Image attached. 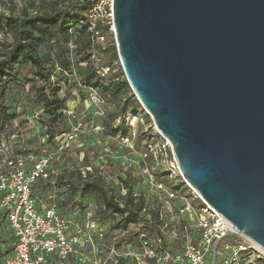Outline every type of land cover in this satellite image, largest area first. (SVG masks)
<instances>
[{
	"label": "water",
	"instance_id": "water-1",
	"mask_svg": "<svg viewBox=\"0 0 264 264\" xmlns=\"http://www.w3.org/2000/svg\"><path fill=\"white\" fill-rule=\"evenodd\" d=\"M112 12L125 80L182 178L225 238L264 252V0H113Z\"/></svg>",
	"mask_w": 264,
	"mask_h": 264
},
{
	"label": "built area",
	"instance_id": "built-area-1",
	"mask_svg": "<svg viewBox=\"0 0 264 264\" xmlns=\"http://www.w3.org/2000/svg\"><path fill=\"white\" fill-rule=\"evenodd\" d=\"M30 1L37 3V0H0V11L8 16L10 9L15 8L19 13ZM78 1L82 3L85 0ZM89 1L90 5L81 20L68 27V32L73 35L77 29L84 27L90 35L92 45L104 49L108 45L109 37L115 44L113 0ZM7 36L5 31L0 30V43ZM91 62L95 74L101 78L114 72L111 66L99 65L100 57L95 50L91 54ZM79 65L85 66L84 63ZM57 72L64 74L62 69L55 66L54 74ZM50 80L56 85L54 75ZM63 86L66 87L68 84L63 83ZM27 90L28 88H25L26 92ZM21 109L23 111V108ZM63 114L72 115L73 111L66 110ZM41 115L42 110L38 109L31 117L25 119L36 132L42 130ZM154 134L158 137L156 133ZM23 135L20 129H16L14 134L8 137L10 151L0 139V230H5L12 239L11 243L9 240L5 245L4 237L0 236V264H212L211 251L216 240L220 242L216 249L215 264H254V258L264 263V252L255 245L251 243L231 245L223 241L231 230L224 219L210 211L204 203L197 216L188 202H185L180 210L181 214L189 216L180 226L182 238L187 241L181 249L176 248L177 243L174 239L171 241L172 248L164 247L161 237L156 232H146L143 229L131 232L137 233L132 239L137 238V248L141 250L140 253H135L134 246L128 242L129 240L124 239L128 235L127 230L120 232L118 237L119 241H124L122 243L125 244V251L116 250L114 244L117 240L114 238L103 250L105 254L101 256L102 249L99 251V247L93 245L92 241V231L97 230V227L90 224L83 228L73 217L60 215L55 201L57 191L53 185L60 171L58 162L63 158V152L70 144L72 135L66 134L62 142L58 137L53 138L52 151H47L43 147L47 142V136L40 137L35 148L38 149V154L20 152L24 150ZM149 155L154 157L156 163L150 170L146 168L143 172L149 176L151 183H155L158 201L164 199L168 203L178 199V195L163 183L155 182L156 171H160L159 173L168 179L178 180L191 196L199 199L197 193L182 176L178 175L180 169L169 143L158 137V144L150 147ZM39 180L45 182L51 180L53 188L44 201L32 194V186ZM151 203L152 200H147L148 205ZM157 209L159 220L163 224L162 231L167 226V221L163 217V211L158 207ZM98 237L102 238V235L99 234ZM7 239L8 237L5 240ZM5 248H8V254H4ZM242 255L253 257L248 261L243 259L242 262Z\"/></svg>",
	"mask_w": 264,
	"mask_h": 264
},
{
	"label": "trees",
	"instance_id": "trees-1",
	"mask_svg": "<svg viewBox=\"0 0 264 264\" xmlns=\"http://www.w3.org/2000/svg\"><path fill=\"white\" fill-rule=\"evenodd\" d=\"M89 5V0L82 3L78 0H37V3L30 1L28 6L19 13L15 12V8L10 9L8 16L0 11V30L5 31L11 38V42L6 37L0 43V50L6 49L4 53L0 54V122L3 125L0 129V136L6 135L8 138L16 131V128L14 131H10L7 127L17 117L10 114L9 110L12 107L16 111L19 108L25 110L28 106L26 103H29L32 111L28 117H31L34 111L42 110L40 119L42 130L33 132L36 136L39 135L37 139L47 136V142L43 144V147L47 151L49 148L52 150L54 146L52 139L60 135L63 128L67 126V118L63 114L66 111V101L59 97V92L63 79L67 81L69 87L75 84L74 81L70 82V77L74 75V64L79 69L81 86L97 89L114 96V103L117 105L116 111L112 114L108 113L107 117L102 120V135L115 137L122 134L120 130L125 129L124 125L117 128L114 125V120L116 117L119 118V114L124 112L125 107L124 101L118 100L116 94L119 88L129 89V86L121 70L115 44L112 41L104 49L93 46L90 35L84 27L77 29L73 35L68 32V27L81 20ZM70 45L73 46L71 50ZM93 50L102 54L99 62L101 67L118 65L117 75H111V79H106L95 74L91 62ZM72 53L76 57L74 63L69 57ZM83 63L85 66L79 65ZM20 66L27 69L26 75L18 73ZM55 66L62 69L64 74L62 72L54 74ZM52 75L56 78L57 86L53 85L50 80ZM118 81L120 85L116 83ZM18 86L20 87L18 88ZM26 86H28L27 92L25 91ZM76 89L80 92L78 88ZM33 91L35 97H32ZM11 96H13V100ZM134 101L139 104L135 97ZM139 109L143 110L140 104ZM28 142L33 143L32 141ZM20 152L38 154L39 151L38 149L29 151L24 149ZM88 166H90L88 162L83 165V167ZM59 168L60 171L53 186L57 191L55 201L60 215L74 219L75 216H68V214L72 212L76 199L95 196L101 201L103 219L107 215L112 217L113 221L110 227L112 231L120 233L127 231L130 226H137L138 229L156 232L161 237L164 247H173L161 231L163 224L159 220L158 209L149 208L145 196L135 190L138 180L131 168L123 166L115 168L109 165L106 177L114 181L108 185L104 183L105 176L95 170L90 169L82 174L80 170H69L65 166ZM150 168V165L147 166V169L150 170ZM50 182L51 180L37 181L32 186L33 196L43 201L46 200L53 190ZM115 182L118 185L117 190L113 185ZM120 190L123 193L118 192ZM0 236L4 237L5 245L9 240L11 243L12 239L5 230H0ZM135 236L137 233H131L124 239L127 240ZM7 237L8 239L5 240ZM7 249H4V254L9 253Z\"/></svg>",
	"mask_w": 264,
	"mask_h": 264
},
{
	"label": "rangeland",
	"instance_id": "rangeland-1",
	"mask_svg": "<svg viewBox=\"0 0 264 264\" xmlns=\"http://www.w3.org/2000/svg\"><path fill=\"white\" fill-rule=\"evenodd\" d=\"M16 13H18V11H16ZM7 39L11 42L9 36H7ZM111 42L112 38L109 37L107 39V44L109 45ZM5 51L6 49L2 48L0 54ZM97 54L100 58L102 57V54ZM69 57L72 63H74L76 60L74 54L72 53ZM117 66V64H113L112 69L114 72L106 75L104 78L111 79V75H117L119 69ZM26 71L27 69L23 66L18 67L19 74L26 75ZM73 73L74 75L70 77L71 81H69H74L75 84H73L72 87H69V85L64 87L63 83L65 84L67 81H64L63 79L61 90L59 92V97L66 101V110L73 111V114L68 116L65 114V117L67 118V126L63 128L62 133L57 136L62 142L66 134L69 133L72 135V140H70V144L65 148L63 158L58 162V166H65L69 170L74 171L80 170L82 174L90 169L95 170L100 175L105 176L104 183L106 185L114 181L111 178L106 177L109 165L115 168L119 166L131 168L138 180L135 190L141 192L148 201L152 200L149 208L155 209L158 207L163 211V217L167 221V226L162 229V232L167 238L168 243H171L174 239L177 243V248H182L187 241L182 238V230L180 226L183 224V221H186L189 218L188 215L180 213L182 205L185 202H188L192 207L193 212L199 216V210L203 204L197 197L191 196L187 192L185 186L179 183L178 180L168 179L161 175L159 173L160 171H156L157 177L154 174L155 182L162 181L169 190L174 191L178 195V199L169 201L168 203H166L164 199L159 201L156 199L157 189L154 186L155 183H151L148 179L149 176L143 172L147 166L150 165L153 167L156 163L154 157L149 155L150 147L158 144V137L154 134H158V132L151 118L144 110L139 109V105L134 101V93L130 88H119L117 90L116 98L121 100V102L124 101L125 108L124 112L119 114V118H115L114 125L117 128H119L120 125H124L125 129L120 130L122 134L116 135L115 137L103 136L101 126L102 120L107 117L108 113L112 114L116 111L117 105L114 103V96L103 93V91H98L97 89H87L86 87L81 86L79 83V69L75 64L73 65ZM58 79H60L59 76ZM116 83H119L120 85L119 81ZM19 87L20 86H18V88ZM26 88H28V86H26ZM76 88H78L80 92H78ZM34 94L33 91L32 97H35ZM12 95H14V93H12ZM92 96H94L93 99ZM11 99L13 100V96H11ZM96 99H98V101ZM26 104L28 106L23 111L22 109L16 111L13 107L9 110L10 114H14L17 117L9 123L7 127L10 131H14L15 128L17 130L20 129L24 134V137L22 136L24 138L22 146L25 150L29 151L34 150L37 147V141L39 140L37 138L39 135H35L30 124L25 120L32 111V107L29 103ZM1 126L3 127L0 122V129ZM161 138L165 140L163 137ZM0 139L7 147L8 151H10L11 147L6 135H1ZM28 141H32L35 144L33 145V143L31 144ZM48 151H52L51 148H49ZM149 156L151 158H148ZM86 162L90 163V166L83 167ZM113 185L117 190V182ZM118 192L123 193L122 190ZM79 201L80 204H78ZM101 211L102 204L99 198L95 196L85 197L83 199L77 198L72 207V212L69 213L68 216H75L74 220L83 228L87 227V225L90 226V224H94V226L97 227V230L92 231V241L93 245L99 247V251L102 249L101 256L105 254L103 250L111 244L112 239L114 238L117 240V243L114 244L116 250L119 252L125 251V244L122 243L124 241H119V233L110 229L113 221L112 217L107 215L106 218L103 219ZM134 230L143 229H138L137 226H130L128 228V236ZM145 231L147 232V230ZM99 234L102 235V238L98 237ZM128 239V242L134 246L135 253H140L141 250L137 248V238L132 239L131 237ZM223 241L231 245H238L240 243L244 244V242L237 236L224 238ZM252 257L253 256L247 257V255H242L241 261L243 262V259L244 261H248L252 259ZM253 263L264 264L257 258L253 259Z\"/></svg>",
	"mask_w": 264,
	"mask_h": 264
},
{
	"label": "bare ground",
	"instance_id": "bare-ground-1",
	"mask_svg": "<svg viewBox=\"0 0 264 264\" xmlns=\"http://www.w3.org/2000/svg\"><path fill=\"white\" fill-rule=\"evenodd\" d=\"M134 97L136 98V100H137V102L140 104V106L142 107V109L148 114V116L151 118V120H152V122H153V124H154V126H155V128H156V130H157V132H158V137H159V139L160 140H163L161 137H163L166 141H167V143L169 142L168 141V139L166 138V137H164L160 132H159V130L157 129V127H156V125H155V122H154V120L152 119V117H151V115L149 114V112L146 110V108L141 104V102H140V100H139V98H138V96L134 93ZM160 134V135H159ZM161 136V137H160ZM165 140H163V141H165ZM165 141V142H166ZM169 144H170V142H169ZM178 175L179 176H182V174H181V171L179 170V173H178ZM194 191V190H193ZM195 192V191H194ZM206 206H207V208L210 210V211H212V212H214L215 213V211L213 210V209H211L207 204H205Z\"/></svg>",
	"mask_w": 264,
	"mask_h": 264
}]
</instances>
